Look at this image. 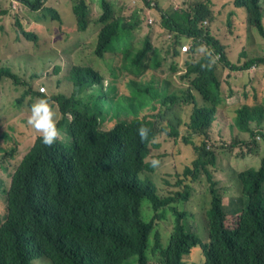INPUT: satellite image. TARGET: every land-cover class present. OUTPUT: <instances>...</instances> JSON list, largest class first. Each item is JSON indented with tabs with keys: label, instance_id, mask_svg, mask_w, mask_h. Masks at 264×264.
I'll return each instance as SVG.
<instances>
[{
	"label": "trees",
	"instance_id": "obj_1",
	"mask_svg": "<svg viewBox=\"0 0 264 264\" xmlns=\"http://www.w3.org/2000/svg\"><path fill=\"white\" fill-rule=\"evenodd\" d=\"M19 1L30 10L43 11L30 27L16 20V31L21 34L17 37L19 42L23 35L37 44L39 35L35 31L42 27L39 20L42 22L48 16L55 23L56 31L69 28L54 0ZM132 1L137 8L127 0L120 3L101 0L96 14L92 9L94 3L87 0H64V4L72 5L76 16L77 27L73 29L85 32L96 28L100 55L112 40L132 45L136 31L153 26L155 17L161 29L173 36V42L185 37L192 39L194 49L201 45L210 47L214 63L209 60L207 70H189L181 75L188 83L182 96L169 91L170 80L162 85L155 79L143 82L128 79L126 83L136 88L138 105L143 112L157 111L152 116L163 119L167 137L177 140L180 126H186L190 133L183 138L194 145L197 157L185 167L182 178L178 174L163 183L160 195L151 177L154 168L151 162H145L150 154L145 146L156 144L152 142L155 133L150 130L146 140L138 139L136 130L142 123L138 119L121 122L110 132L98 131V122H103L99 118L103 110L99 106L102 94L115 84H106L96 68L82 66L69 77L73 81L72 98L59 93L51 96L56 97L64 114L60 120L64 130L58 128L60 136L55 147H46L39 136L28 151H23L7 185L3 186L0 175V264H32L41 256L52 264H264V193L261 190L264 156L255 159L254 155L264 154V143L251 145L250 154L245 158L248 163L245 168L234 164L233 177L230 166L226 168L228 181L225 185L221 183V187L218 173L223 169L211 156L216 153L207 149L216 140V136H209V131L219 101L225 97V88L231 95L240 93L246 97L255 81L253 66L264 65V0ZM175 3L188 5L174 8ZM17 17L20 19L18 13ZM239 24L254 30L262 42L257 44L255 39L242 38L238 43L246 52L239 61H234L226 46L212 36V29ZM150 40L146 36L143 43L148 44ZM36 50L34 46L27 48L25 55ZM24 64L30 67L24 70ZM136 64L127 56L125 69L137 72ZM36 66L30 56L0 57V93L7 85L20 84L23 102L38 92L48 96V91L55 89V73ZM122 75L125 73L121 68L115 69V79ZM36 86L40 91H33ZM200 96L203 104L198 102ZM178 101L184 107L192 106L188 121L172 116ZM19 102L16 101L18 108ZM103 104L116 112L124 105L121 100L113 103L108 95ZM252 108L255 120L261 124L263 108L259 105ZM242 114L239 112V116ZM193 135L202 138L201 144L194 143ZM17 152L21 150L15 137L7 131L0 133L2 171L7 170L6 163ZM251 160L262 168L259 171L260 167L250 168ZM191 180L211 193L207 241L188 225L187 213L176 208H173L175 219L173 222L171 218L167 236L156 225L158 219H168V216L163 218L161 210L171 209L177 199H189ZM233 184L245 185L244 197L236 195L238 191H234ZM180 185L183 191H178ZM231 194L241 207L247 208L234 230L226 224L221 205L222 196ZM145 200L154 211L150 219L143 217ZM166 238L167 245L163 241ZM196 246L202 247L203 257L185 259Z\"/></svg>",
	"mask_w": 264,
	"mask_h": 264
},
{
	"label": "rangeland",
	"instance_id": "obj_2",
	"mask_svg": "<svg viewBox=\"0 0 264 264\" xmlns=\"http://www.w3.org/2000/svg\"><path fill=\"white\" fill-rule=\"evenodd\" d=\"M94 3L92 7L94 14L98 8L99 0H88ZM114 2L120 3L123 0H113ZM129 1L133 7L136 4L132 0ZM170 3L176 2V0H168ZM139 3H137L138 5ZM54 5L57 6L62 12V18L64 23L69 25V28L63 27L59 32L55 30V23L48 16L44 18L39 33V38L37 44L32 41L27 40L23 35L21 36V41L17 40L20 37L16 31L17 24L16 20L24 22L26 26L30 27L35 21L36 16H41L43 11L30 10L25 7L19 0H0V57H5L6 55L12 56L15 59L21 57L30 56L34 63L38 66H42L45 71L50 73H55V89L48 91V96L51 97L57 93H67L70 94L73 90V81L70 80V74L74 67L76 66H96V68L103 74L105 78V83H113L117 87V92L119 94H128L129 89L127 87L128 79H135L136 81H150L155 79V81L161 83L168 79L171 81L169 85L170 92H176L179 96H182L183 90L187 88L186 81L181 78V75L176 74L170 68L169 64L165 66L163 70H159L152 74L148 71L143 76L132 70L125 69L127 54L124 52L123 55L116 56L114 54H107L106 58L100 60L99 57L94 55L93 57V44H94V32L96 28H91L87 32L78 31L75 28L77 25L76 16L73 12L72 5L66 6L64 0H54ZM166 7V4H163ZM181 6L177 3L174 4V8L186 7ZM17 13L20 15V19L17 17ZM71 21H69L67 18ZM36 22V21H35ZM75 23V24H74ZM214 35L222 40L226 46V51L229 53L234 61H239L240 56L246 52L244 46L238 41L242 38L247 37L249 41L255 39L257 44L262 42L259 36H255L256 32L254 30L250 31L245 24L235 25L233 27H219L212 29ZM57 34V35H56ZM83 34L84 36H81ZM149 36L151 38L152 44L160 49L163 53L166 52L168 46L173 42V36L167 31L161 29L160 22L157 17L153 18V26L147 28H139L136 31V37L133 40V46L138 47L142 45L145 37ZM34 46L37 50L30 54L25 55L27 48H32ZM256 53L259 54V48H257ZM243 61V59L241 60ZM38 66H36L38 68ZM30 67L29 64H24V70ZM121 68L125 75L120 76L115 79L114 71L117 68ZM262 76H264V65L260 66L258 70ZM30 79V77H28ZM45 79L38 81L37 84L44 81ZM37 88V89H36ZM33 87V91L38 90V86ZM227 91L225 88L224 92ZM22 89L20 84L7 85L1 89L0 93V114L2 119H0V133L7 131L15 137L18 149L21 152H17L16 157L7 162V170L2 171L0 169V175L2 176L3 186L9 183L11 179V174L13 170L17 167L23 151H28L33 145L40 134L28 123V114H26V108L29 101H34L38 96H28L25 100V104L18 108L16 101L21 97ZM198 102L203 104V99L200 96ZM249 103L253 104V97L249 98ZM192 111V106H182L181 102H176L174 104V109L172 116L181 119L182 121H188L190 113ZM157 111H145L144 113L152 116ZM27 119V121H26ZM229 123H218L214 122L212 125L211 133L209 136H216V140L212 142L207 149L209 151H215L218 153L217 164L218 167L223 169L218 173V177L222 180V184H227L228 181V171L227 167L230 165V173L233 177L232 168H235L234 164L238 167H244L248 161L238 160L237 157L242 153L241 151H250L248 147L243 150L240 143H244L241 138L235 135L236 130L233 126V115L230 113L228 117ZM118 118L111 117L104 124L103 129H110L116 122ZM162 126L161 123H155L156 138L155 143L159 146L151 147L150 155L162 154L166 158H161L160 165L151 172V177L155 181L158 193L161 195L163 183L167 180L174 179L175 175L181 174L179 178H182V173L186 166L190 165L194 158L197 157L196 150L193 144L186 142L183 138L184 135H188L190 132L187 130L186 126H180V136L177 140L167 137L165 129L166 126H162V131L159 128ZM12 127V129H11ZM193 140L195 144H201L202 138L193 135ZM249 139V138H248ZM263 143V139L259 140ZM12 143L9 144V146ZM237 145V147H234ZM256 157L264 156V154L255 153ZM250 168L258 169V165L251 160ZM191 196L186 200H180L173 202V206L169 210H161L163 212V218L167 220H157V228L167 236L171 231L172 219L174 222L175 212L173 208L179 211H185L187 213V223L191 229L198 232L204 241H207V221L209 219V208H210V193L208 190H204L201 186L191 180ZM236 190H239V186L236 184L232 185ZM182 185L179 186L178 191H183ZM208 207V208H207ZM206 211V213H205ZM143 217L145 219H150L154 214L153 209L150 207L147 200L143 202L142 205ZM172 218V219H171ZM227 224H233V218L230 216L227 218ZM164 244L167 245L168 238L164 239ZM203 250L201 246H196L192 249V253L185 256V259H199L203 257ZM32 264H52L51 261L45 256L38 257L32 261Z\"/></svg>",
	"mask_w": 264,
	"mask_h": 264
},
{
	"label": "clouds",
	"instance_id": "obj_3",
	"mask_svg": "<svg viewBox=\"0 0 264 264\" xmlns=\"http://www.w3.org/2000/svg\"><path fill=\"white\" fill-rule=\"evenodd\" d=\"M99 2H101V0H99ZM75 26L77 27V25ZM35 32L39 35L37 31ZM94 35L95 37L93 44V57L94 55H96L97 57L100 58V60H103L106 58L107 54L109 53L114 54L116 56H120L123 55V53L125 52L127 56H130V59H132L134 62L137 63L135 66L137 69V73H139L142 76L148 71L154 74L159 70H163L165 66L168 64L172 69V71L174 72V76H175L176 74L182 75L189 70L205 71L209 67V60L211 64L214 63L211 58L210 47L201 45L194 49L192 39L185 37L176 43L171 42L165 53H163L160 49L155 47L152 44L151 40L148 44L142 42V45L138 47H134L133 44L128 46L125 43L112 40L108 44L107 49L103 52L102 55H100L97 52V48L99 44V37L97 36L98 32L95 31ZM212 36L215 38L216 41L224 44L222 40L218 38L216 35H212ZM260 66H256V65L253 66V71H255V81L246 97H244L240 93H235L231 95L229 91L223 93L225 97L219 101V106L215 115V120L213 121V123L214 122L229 123L228 117L230 113H232L233 126L234 129L236 130L235 135H237L239 138L243 140L244 143H240L242 145L241 147L243 148V150H246L248 147L250 148L251 145L255 142H260L259 140L261 139H263V143H264V119L262 123L259 124L255 120L256 119L255 113H254V109L252 108V106L259 105L263 108V114H264V76L258 73ZM81 67L82 66L74 67L71 73L76 72ZM91 67L96 68V66H91ZM167 80L168 79L164 80L161 83V85ZM186 85L188 87L187 81H186ZM127 87L129 89L128 94H119L117 92L116 85L107 88L103 92L101 98V104L99 105L102 106L103 108L102 116L99 117L101 120H103V122H98V131L104 133L110 132L113 129H115L116 126L121 122L130 123L133 120L138 119L142 121V123L137 127L136 130L137 138L138 139L140 138L141 141L146 140L151 130L155 133V137L152 139V142H154L156 138L155 123L159 122L163 126L164 125L163 119L161 117H154L144 114L143 110L138 105L139 95L136 88L128 85ZM59 94L69 99L73 97V95L64 92H61ZM106 95H108L109 100H111L113 103L117 102L118 100H121L123 102L124 105L121 106L120 111L116 112L114 109H108L107 105L103 104V100L106 98ZM34 96H38V97L34 101H29L26 108V114H28V123L40 134V139L42 143L46 145V147L54 148L56 145L55 142L60 136L59 129L61 131L63 129L60 126V120L64 118L63 110L59 109L58 104L56 103V97L41 96L39 92ZM250 97H253V104L249 103ZM21 99L22 96L17 99V101H20L19 108H21L25 104V102L21 101ZM241 111L243 112V114L239 116V112ZM106 117L107 119H105ZM111 117L118 118V121L110 129H103V124ZM162 126L159 128L160 131H162ZM211 129L212 126L210 128L209 134L211 133ZM252 136H255L254 140ZM157 146H159L158 143L153 145L149 144V146H145L147 153L151 152V147H157ZM234 147H237V145H234ZM250 151H241L242 153L237 157V161L245 160V158L250 154ZM215 153H216L215 155H211V156L218 160V153L217 152ZM158 156L159 159L166 158L162 154H156V155L149 154L145 158V162H151L152 167L156 168L160 165V160L156 158ZM229 166H231V162ZM261 168L262 167H260L258 171ZM219 182H220L219 186L221 187L222 180L219 179ZM237 185L239 186V190H236L234 188V191H238L236 195L238 197L239 196L244 197V193H242V189L245 188V185L244 184L243 185L237 184ZM261 190L264 193V178L261 183ZM221 192H222V188H221ZM210 197H211V193H210ZM222 200L223 202L221 203V205L225 212L226 221L227 218L230 216L233 218L232 225H228L227 222L226 224L230 227L231 230H234L235 228H237L239 224V220L247 208H243L238 204L239 200L234 198V194H231L226 197L222 196ZM177 201H180V199H177L174 202Z\"/></svg>",
	"mask_w": 264,
	"mask_h": 264
}]
</instances>
